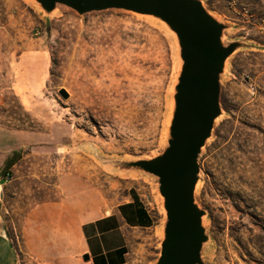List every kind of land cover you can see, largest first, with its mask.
Returning a JSON list of instances; mask_svg holds the SVG:
<instances>
[{
  "label": "rangeland",
  "instance_id": "obj_1",
  "mask_svg": "<svg viewBox=\"0 0 264 264\" xmlns=\"http://www.w3.org/2000/svg\"><path fill=\"white\" fill-rule=\"evenodd\" d=\"M206 2L237 27L231 37L264 47V0ZM176 64L170 35L153 21L66 9L46 19L28 0H0V169L14 177L0 216L20 264H35L26 235L41 206L69 201L106 213L135 190L158 224L132 264H152L163 217L155 181L111 171L95 154L161 150ZM222 100L228 115L200 157L208 261L264 264V50L231 60Z\"/></svg>",
  "mask_w": 264,
  "mask_h": 264
},
{
  "label": "water",
  "instance_id": "obj_2",
  "mask_svg": "<svg viewBox=\"0 0 264 264\" xmlns=\"http://www.w3.org/2000/svg\"><path fill=\"white\" fill-rule=\"evenodd\" d=\"M44 18L62 9L84 18L121 12L153 21L170 35L176 71L162 148L147 157L115 158L95 154L105 168L155 181L162 221L158 253L152 264H211L214 239L209 211L200 202V157L213 141L217 124L228 115L222 92L231 60L244 51L264 50L250 40L231 37L237 27L222 19L206 0H28ZM69 98L65 89L60 91ZM85 261L89 256H84Z\"/></svg>",
  "mask_w": 264,
  "mask_h": 264
},
{
  "label": "crops",
  "instance_id": "obj_3",
  "mask_svg": "<svg viewBox=\"0 0 264 264\" xmlns=\"http://www.w3.org/2000/svg\"><path fill=\"white\" fill-rule=\"evenodd\" d=\"M74 200V199H73ZM26 247L35 264H132L154 237L158 214L137 190L109 212H88L69 201L41 206L30 219ZM89 256L85 261L84 256ZM0 264L20 255L0 216Z\"/></svg>",
  "mask_w": 264,
  "mask_h": 264
},
{
  "label": "built area",
  "instance_id": "obj_4",
  "mask_svg": "<svg viewBox=\"0 0 264 264\" xmlns=\"http://www.w3.org/2000/svg\"><path fill=\"white\" fill-rule=\"evenodd\" d=\"M13 178L11 170L0 169V202L5 194L6 187L11 184Z\"/></svg>",
  "mask_w": 264,
  "mask_h": 264
}]
</instances>
